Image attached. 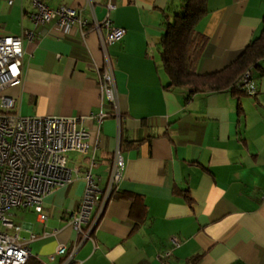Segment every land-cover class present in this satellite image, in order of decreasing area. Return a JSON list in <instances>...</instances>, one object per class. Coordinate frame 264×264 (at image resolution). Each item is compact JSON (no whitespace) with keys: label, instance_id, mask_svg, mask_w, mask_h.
<instances>
[{"label":"crops","instance_id":"1","mask_svg":"<svg viewBox=\"0 0 264 264\" xmlns=\"http://www.w3.org/2000/svg\"><path fill=\"white\" fill-rule=\"evenodd\" d=\"M42 1L76 9L88 28L82 35L78 25L66 33L54 23L38 26L23 44L21 83L0 95L13 98L12 111L21 116L82 119L97 142L91 174L100 188L118 142L124 159L118 188L75 264H264V59L253 68L254 94H190L188 87L168 86L159 47L183 0H110V11L108 0ZM207 6L195 27L207 38L196 63L200 73L234 61L260 34L264 16V0ZM31 12L30 0H0V36L32 30ZM106 16L125 30L108 47L121 122L109 114L99 124L93 116L110 106L99 85L103 54L91 22ZM92 150L68 166L74 181L44 198L45 220L32 208L11 213L29 260L55 264L60 257L49 256L58 245L80 240L69 213L80 206Z\"/></svg>","mask_w":264,"mask_h":264},{"label":"built area","instance_id":"2","mask_svg":"<svg viewBox=\"0 0 264 264\" xmlns=\"http://www.w3.org/2000/svg\"><path fill=\"white\" fill-rule=\"evenodd\" d=\"M4 1L8 5L13 3V0ZM30 1L33 29H23L19 35L0 36V91L21 83L23 44L25 40H31L35 36L38 26L54 23L60 31L66 33L73 25H78L82 35L88 28L89 22L70 6L51 8L42 0ZM105 6L107 11L115 8L110 0ZM91 26L98 35L103 54V64L98 74L99 85L110 106L109 112L101 109L93 117L100 124L110 114L120 123L121 115L108 47L120 41L125 30L113 25L108 16L101 21L93 19ZM237 86L248 94H254L257 90L249 71ZM13 107V98L0 95V264H25L30 256L26 243L18 237L21 227L14 223L10 210L32 208L41 220H45L44 198L74 181L65 153L74 151L87 155L92 146L93 150L87 159L88 168L84 173L86 186L80 206L69 213V222L81 238L72 247L58 245L56 251L49 256L51 262H55L57 256L60 257L55 264H75L77 249L84 241L92 239V232L105 205L122 179L124 159L119 142L114 151L109 180L104 188H100L91 174V168L95 165L97 142H91L90 133L81 125L82 119L21 116L12 111ZM75 171L78 173L76 169ZM171 241L173 245H178L176 238L173 237Z\"/></svg>","mask_w":264,"mask_h":264},{"label":"trees","instance_id":"3","mask_svg":"<svg viewBox=\"0 0 264 264\" xmlns=\"http://www.w3.org/2000/svg\"><path fill=\"white\" fill-rule=\"evenodd\" d=\"M208 0H183L172 19L166 22L159 47L162 66L169 78V87H188L189 93L214 92L230 89L234 93L245 92L237 83L264 59V16L260 34L239 52L226 67L209 73L196 69L197 60L207 38L199 34L195 27L208 13ZM199 257L194 258V263ZM25 264H41L26 261Z\"/></svg>","mask_w":264,"mask_h":264},{"label":"rangeland","instance_id":"4","mask_svg":"<svg viewBox=\"0 0 264 264\" xmlns=\"http://www.w3.org/2000/svg\"><path fill=\"white\" fill-rule=\"evenodd\" d=\"M65 156L68 160V166H72L74 165L75 163H77L78 161H81L83 159V155L79 152H74V151H68L65 153ZM20 209H16V208H13L10 210L11 213H16L18 212ZM14 220V223L17 221L16 218H13Z\"/></svg>","mask_w":264,"mask_h":264}]
</instances>
